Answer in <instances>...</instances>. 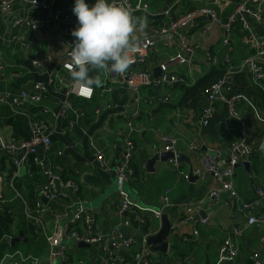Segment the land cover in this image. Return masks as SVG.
<instances>
[{
    "label": "built area",
    "instance_id": "obj_1",
    "mask_svg": "<svg viewBox=\"0 0 264 264\" xmlns=\"http://www.w3.org/2000/svg\"><path fill=\"white\" fill-rule=\"evenodd\" d=\"M215 1L221 4L226 3V5L215 7L210 4ZM187 2L198 4V7L175 16L174 12ZM118 3L126 6L134 16L151 12L150 4L146 0H137L136 2L118 0ZM72 7L73 0H0V16L6 17L9 21L15 18L13 25L15 32L11 34L9 40L23 52L27 50L30 33H39L41 30L48 29L50 25H54L58 31L57 41L64 51L65 60L61 67L69 73V51L74 40L71 31L76 26V17L72 12ZM224 8L227 10L223 14L221 10ZM154 15L161 19V27L156 28L153 25L147 35L137 38L136 50L129 53L131 63L126 72L114 74L104 71L105 80L113 83L120 82L124 85L133 94L137 105L142 102L141 94L144 90L157 89V87L174 90L178 86H189V78L185 75L172 73L166 63L160 64L161 74L158 78H154L153 72L145 68V65L160 44L172 46L175 41L188 54L189 60L187 62L191 63V59L197 50L203 48L208 63L217 65L219 63L218 48L213 49L204 47L202 44H191L188 41L189 32L199 22H206L203 33L206 34L213 26H217L222 32L221 45L227 47L228 50L224 57L226 70L203 90L206 105L202 109L197 128L203 130L209 126L220 103L227 105L230 117L242 127V138L231 142L227 159H224L220 151L214 147L200 154L199 159L203 168L192 171V174L197 177L210 176L218 183V187L211 188L201 199L188 203L184 208L182 217L177 221L178 224L188 226L192 222L199 221L206 225L207 219L199 217V212L204 206L213 208L224 197L231 211L241 212L246 217L248 225L264 230V188H255L254 197L245 202L241 200L234 182L236 165L251 159L254 152V147L246 137L249 126L240 117L239 105L242 103L249 105L259 122L264 123V118L258 115L255 104L247 98L245 93L227 96L229 92L236 89L235 76L241 74L248 75L254 85L264 89V0H176L171 7L161 12L157 11ZM237 31L252 46L253 52L245 57L239 65H234L231 57L232 41ZM44 43L48 49L50 47L49 42ZM50 61L51 56H43L41 49L35 53L33 50L31 64L36 70L48 67ZM21 74L22 67H18L12 69L8 78H17ZM6 78L4 65L0 62V105L9 108L11 115H20L27 119L28 137L26 139H18L14 136L6 137L1 131L0 123V165L4 156H10V164L14 167L11 173L7 170L0 173V179L4 182V186L1 188L2 193L0 192V213L17 217L16 210L9 204L10 199L3 193V189H7L10 198L20 202L26 225L32 226L37 234L43 235L49 246V252L46 259L42 260L38 256L25 254L19 249L7 250V248H15L12 245V240L19 234V231L15 235H5L0 240V264H58V261L61 264H84V261H74L70 257V251L63 243L66 237L76 245L84 243L96 249L99 253L97 264H156L152 259L154 249L149 244V239L162 228L166 209L170 206L168 196L170 190H167L162 196V205L157 209L136 203L125 189V185L128 186L136 173L133 165L136 150L133 136L136 133L134 119L140 117L139 109L133 113L132 118L127 122L122 154L115 168L118 188L116 199L111 203V206L117 215V222L111 231L105 233L100 230L95 216L82 204H77L63 224L58 225L52 235H48L39 215L49 212L52 202L60 198L66 199L70 195L78 197L81 191V184L72 178L65 177L64 169L50 159L53 146L52 135L55 127L49 120L63 121L64 124L66 123V130L72 128L78 119L85 116L83 109L75 108L72 98L90 101L95 95V90L94 88L90 90L79 87L71 81L67 84L60 108L57 111H52L46 106H41L47 92L46 83L35 82L29 88H21L18 91L2 90L1 84ZM49 83L63 84V81L58 74L52 73ZM170 98V94L157 97L156 93L154 99L156 101L157 99L168 101ZM99 112L100 109L94 110L95 115ZM151 131L158 134L162 153H171L174 156L178 154L179 138L169 133H160L157 127L151 128ZM189 149L191 152L199 151V148L194 145H190ZM40 150L43 153L42 157L38 155ZM56 155L61 156L62 152L59 151ZM96 160L105 167L104 153L97 152ZM168 163L171 170L180 179L190 180V174L182 170L180 162L175 157L169 159ZM27 166L37 167L43 178L33 201L25 198L21 188L19 189L17 185V179L20 176L19 170ZM42 198L46 202L42 201ZM145 216H150L158 221V229L157 226L151 228L149 233L144 235L139 242L137 255L134 259L117 257L116 252L126 251L136 244L133 237L124 235V229L130 227L133 221L141 226L144 225L146 223ZM176 223L170 225V228L175 229ZM192 234L194 239L198 237L199 231L195 229ZM238 234V228L232 229V236L224 241L220 247L217 264H222L225 261L233 262L239 257V248L235 242V236ZM183 240L188 241L190 238L183 237ZM260 244L263 250L254 252L248 257L247 260L250 264H264V235L260 238ZM170 264H182V261L171 262Z\"/></svg>",
    "mask_w": 264,
    "mask_h": 264
},
{
    "label": "crops",
    "instance_id": "obj_2",
    "mask_svg": "<svg viewBox=\"0 0 264 264\" xmlns=\"http://www.w3.org/2000/svg\"><path fill=\"white\" fill-rule=\"evenodd\" d=\"M136 1L133 0V2ZM146 1L150 4L151 12L135 16L143 21V26L140 27L138 25V30L135 33L137 38L147 35L153 25L156 28H160L162 25L161 19L157 18L154 13L168 9L176 0ZM184 4L189 6L194 3L187 2ZM210 4L213 6L226 5V3L221 4L218 1ZM226 10V8L222 9L221 13L224 14ZM181 13L184 12H181L178 8L174 15L177 16ZM205 25L206 22H199L189 32L188 41L191 44H202L204 47L213 49L218 48L217 57L219 63L217 65L208 63L203 48L197 50L191 59V63L187 62L189 60L188 54L176 41L172 46L160 44L145 65V68L151 70L154 76V71L159 68L160 64L166 63L172 73L187 76L190 80L189 86H178L174 90H169L165 87L144 90L141 94L142 102L137 105L133 94L124 85L120 82L106 81L104 71L99 70L101 77L99 91H95V95L90 101L78 100L80 103L78 109H83L85 116L78 119L75 125L68 130H66V123L64 124L63 121L49 120L55 127L52 135L53 146L50 159L64 169L65 177L72 178L81 184V191L78 197L70 195L66 199L60 198L52 202L51 210L39 215L48 235H52L56 231L57 226L63 224L77 204H82L95 216L100 230L105 233L111 231L117 222V215L111 206L117 195V191L113 189L116 182L115 168L122 154L127 122L137 109L140 111V117L134 119L136 133L133 136L136 147L133 165L137 175L128 183L130 195L136 203L159 209L162 205V196L167 190H170L168 194L170 206L166 209L165 217L172 225L182 217L184 208L188 203L201 199L211 188L218 187V183L212 177H197L193 174L191 176V173L194 170L203 168L199 159L200 154L209 148H217L223 158L227 159L231 142L242 138V127L235 119L230 117L227 105L220 103L218 111L209 126L203 130L197 128L202 109L206 105V97L203 90L226 70L224 57L228 50L227 47L221 45V30L217 26H213L211 30L204 34ZM6 28V20L0 16V62L4 65L5 75L7 76L1 84V89L18 91L21 88H29L32 83L44 82L47 84V92L44 95L41 106L57 111L63 101L67 84L72 81L69 73L61 67L65 57L63 47L57 41L58 31L54 25H50L46 30L29 34L28 46L30 43L36 42L33 49L34 53L41 49L43 56H51L48 67L36 70L31 64V59L27 57V50L23 52L13 45L10 40L8 42L4 40ZM257 30L261 32L260 29L257 28ZM14 32L15 28L12 26L11 34ZM44 42H49L50 47L48 49ZM232 47L231 57L234 65H239L245 57L253 52L252 46L246 42L245 37L238 31L235 32ZM12 48L19 50L17 58L9 55L8 51ZM18 67H22L21 76L13 79L8 78V74L11 73L12 69ZM52 73L58 74L63 84H50L49 79H51ZM241 92L245 93V91L238 90L236 84V89L233 92H229L227 96L231 97ZM156 93L157 97L170 94L171 98L168 101H160L159 99L156 101L154 99ZM253 103L255 104V102ZM95 109H100L99 114H94ZM238 111L241 119L249 126L246 137L255 148L259 141L264 140V123L256 119L254 111L245 103L239 105ZM257 112L260 117L264 118V115L258 109ZM11 117L10 109L0 105L2 133L6 137L14 136L18 139H26L28 137L27 119L24 116H20L25 121V136L21 134L19 129L15 131V126H13L12 122H9ZM153 127H157L160 133H169L180 139L178 153L183 154L186 158V162L182 161L180 164L182 170L190 174L189 181L180 179L171 170L168 162L167 164L166 162L157 161L154 166V172L148 173L146 171V162L153 157L154 151L159 150V152H162L158 134L151 131ZM190 145L199 148V151L191 152L189 149ZM255 150L257 152L255 157H251V159L246 161L250 162L249 171L243 167L235 169V186L241 200L245 202L254 197L255 188H264V151H261L260 148H255ZM59 151L62 152L61 156L56 155ZM97 152L105 154V167L96 160ZM38 155L40 157L43 156L41 150ZM42 181L43 178L39 169L27 166L25 167V173H20L17 185L19 189L21 188L24 197L31 201L25 188L31 185L35 193ZM0 192L2 193V189ZM7 192L3 189L6 197L9 193ZM9 199V204L16 210L18 222L22 223L24 218L20 202L13 198ZM148 217V220L153 222V224L149 225L147 229L145 227L146 224L142 226L140 224L138 226L131 225L124 229V235L133 237L136 240V244L126 251L116 252L117 257L134 259L137 255L139 242H141L144 235L148 234L151 228L153 229L157 226L158 229V221L150 216ZM199 217L207 219L206 225L201 224L199 221L192 222L188 226L180 225L177 222L175 229L170 228L167 239H165L168 245V252L154 250L152 259L156 264H170L176 261H182V264H206L207 262L209 264H217L220 247L224 241L232 236V229L234 228L239 230V234L235 236V242L239 248V257L233 262L225 261L222 264H250L247 260L248 257L254 252L263 250L260 238L264 235V230L248 225L246 217L241 212L231 211L224 197L213 208L204 206L199 212ZM30 227L25 223L24 227L21 225L19 229L20 232L21 230L26 232H23L27 240L25 244L31 241V236L28 232ZM195 229L199 231V235L193 239L192 233ZM176 230H178V236L182 239L183 237L190 238L188 241L183 240V244L192 247L186 250L183 256L167 262V255L171 254V241L176 235ZM184 233H188V235H183ZM34 235L38 246H48L43 235L37 234L35 229ZM175 241L176 244H179L178 240ZM63 243L68 247L70 257L74 261L82 260L84 264H97L99 262V253L93 247H80V245H76L67 237L64 238ZM71 243L73 244L72 248L70 247ZM24 253L41 256L29 251ZM75 255H79V258H75ZM41 259H46V256Z\"/></svg>",
    "mask_w": 264,
    "mask_h": 264
},
{
    "label": "clouds",
    "instance_id": "obj_3",
    "mask_svg": "<svg viewBox=\"0 0 264 264\" xmlns=\"http://www.w3.org/2000/svg\"><path fill=\"white\" fill-rule=\"evenodd\" d=\"M72 12L76 26L69 51V75L74 84L92 89L100 80L90 71L100 70L114 74L126 72L130 52L136 50L138 25L143 21L135 17L118 0H73ZM264 151V143L259 146Z\"/></svg>",
    "mask_w": 264,
    "mask_h": 264
},
{
    "label": "trees",
    "instance_id": "obj_4",
    "mask_svg": "<svg viewBox=\"0 0 264 264\" xmlns=\"http://www.w3.org/2000/svg\"><path fill=\"white\" fill-rule=\"evenodd\" d=\"M184 5V6H182ZM181 7H179V10L181 12H185L186 10H190V9H194L195 7H198V4H190L188 6V4H182ZM218 7V6H215ZM185 10V11H184ZM182 14V13H181ZM90 75L97 77L100 80V84H101V77H100V71L99 70H91L90 71ZM234 81L237 84V89L240 91H245L246 94H249L251 97V101L255 102V107H257V109L264 115V89L261 86L258 85H254L251 81V79L248 77V75L245 74H241V75H237L234 78ZM100 84L98 87H93L95 91H99L100 88ZM73 101V105L75 106V108H79L80 107V103L78 101V99L76 98H72ZM12 117L10 118L9 122L13 123V126H15V131L17 129H19L21 131L22 135L26 136V133L24 131V127H25V121L24 118L20 117V116H14L11 115ZM259 141L257 143V145L255 146L256 149L259 148L260 144L263 142ZM254 148V152L252 157L254 158L255 155L257 154L256 150ZM34 169H36L35 166H33ZM8 171L9 173H11L14 170V167L12 164H10V156H4L2 158V163L0 165V173L4 172V171ZM135 175H137V171L135 169ZM25 190H27V196H29L30 200L33 201L35 198V194L34 193L31 185H28ZM34 194V195H33ZM130 217V216H129ZM146 220V229L148 228L149 225H152L153 222L148 220V216L144 217ZM24 221H22V223L18 222V219L13 216V215H9L7 213H0V240L3 238V236L5 235H15L19 232V229L22 225V227H24ZM133 226H138L136 221L132 222ZM155 226V225H154ZM178 230H176L175 232V236L171 241V254L167 255V262L171 260H175L176 258H179L181 256H183L186 253V250H188L189 248H191L192 246H188L183 244V239L181 237L178 236ZM30 234V238H34V228L31 226L30 230L28 231ZM26 233V232H25ZM183 235H188V233H184ZM182 235V236H183ZM179 241V244H176V241Z\"/></svg>",
    "mask_w": 264,
    "mask_h": 264
},
{
    "label": "water",
    "instance_id": "obj_5",
    "mask_svg": "<svg viewBox=\"0 0 264 264\" xmlns=\"http://www.w3.org/2000/svg\"><path fill=\"white\" fill-rule=\"evenodd\" d=\"M88 2L91 5L92 3L95 2V0H88ZM4 19L7 22V28H6V32L4 34V40L6 42H8L9 39H10V34H11L12 26L15 23V18H12L10 21L7 20L6 17H4ZM35 43L36 42L34 41V42L30 43L29 46H28V49H27V53H28L27 54V57H28V59H31V57H32V52H33ZM160 74H161L160 68L156 69L154 71V78H158L160 76ZM247 98L250 99V95H247ZM174 157L179 162H182V161H185L186 162L185 156L183 154H181V153H178V154H176L174 156L171 153H162V152H159V150H155L153 157H151L146 162V171L148 173L154 172L155 171L154 166H155V164H156L157 161H160V162H168L169 159L174 158ZM238 167H243L247 171H249L250 170V162H241V163H238L236 165V168H238ZM19 172L21 174H24L25 173V167H22L19 170ZM191 176H192V173H191ZM42 201H45L46 202V200L44 198H42ZM169 231H170V223L167 220V218L164 217L163 218V224H162L161 230L155 236H152L149 239V244L152 245V248L154 250L161 251V252H166V250L168 249V245L165 242V239H167V236L169 234ZM26 242H27V240L24 237V233L23 232H19V234L15 238H13L12 245L13 246H16L19 243H26ZM79 245H80V247H89V245L84 244V243H80ZM206 264H209V262H207Z\"/></svg>",
    "mask_w": 264,
    "mask_h": 264
},
{
    "label": "rangeland",
    "instance_id": "obj_6",
    "mask_svg": "<svg viewBox=\"0 0 264 264\" xmlns=\"http://www.w3.org/2000/svg\"><path fill=\"white\" fill-rule=\"evenodd\" d=\"M19 50H16V49H9V51H8V53H9V55L11 56V57H13V58H17L18 56H19V52H18ZM167 163V162H166ZM168 164V163H167ZM169 165V164H168ZM170 167V166H169ZM4 186V182L0 179V190H1V188ZM117 188H118V186H117V184H116V182L114 183V186H113V189L115 190V191H117ZM125 189L129 192V188H128V186L127 185H125ZM5 191L7 192V189H5ZM8 193V192H7ZM130 193V192H129ZM11 196H10V194L8 193V196H7V198H10ZM72 246H73V244L71 243L70 244V247L72 248ZM15 249H19V250H22V251H26V252H30V253H33V254H39V255H41L40 257L41 258H44L47 254H48V252H49V250H48V246L47 245H43L42 247H40V246H38L37 245V239H34V238H31V241L29 242V243H27V244H25V243H19V244H17L16 246H15V248L13 249V248H7V250H15ZM3 250H5V247H3ZM75 258H79V255H75L74 256ZM58 264H61V262L60 261H58Z\"/></svg>",
    "mask_w": 264,
    "mask_h": 264
}]
</instances>
